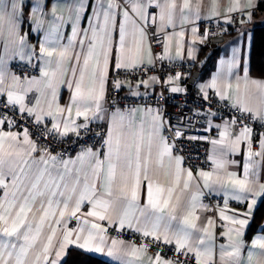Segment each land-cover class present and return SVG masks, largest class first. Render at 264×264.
Wrapping results in <instances>:
<instances>
[{
    "label": "snow or ice",
    "instance_id": "snow-or-ice-1",
    "mask_svg": "<svg viewBox=\"0 0 264 264\" xmlns=\"http://www.w3.org/2000/svg\"><path fill=\"white\" fill-rule=\"evenodd\" d=\"M257 2L0 0V264H61L70 246L105 264H264V236L245 241L264 198V80L233 47L196 85L207 111L173 125L155 93L187 91L175 69L208 41L201 23H250ZM194 117L216 135H188ZM184 139L211 145L204 167L184 166Z\"/></svg>",
    "mask_w": 264,
    "mask_h": 264
},
{
    "label": "built area",
    "instance_id": "built-area-1",
    "mask_svg": "<svg viewBox=\"0 0 264 264\" xmlns=\"http://www.w3.org/2000/svg\"><path fill=\"white\" fill-rule=\"evenodd\" d=\"M205 29H207L209 32V39L206 43L201 44L203 48H212L214 46V40H216L226 30L225 26L217 22L216 20L204 21L203 23H201L200 30L204 32ZM11 69L17 74H21L20 67L17 63L12 64ZM175 71H180L184 74L185 79L184 83L181 86H186L187 91L184 93H171L158 84V92L156 93V96L159 100V106L162 108L165 117L170 119L173 125L179 124L181 122L182 113L186 117L193 116V111L199 110L200 105H203V111L208 110V104L201 99L198 91L195 89L190 90L188 88V83L192 78L193 73L195 72L194 64L190 62H185L182 67H177ZM35 74L38 75V73ZM161 92L163 93V95H160ZM153 106H156L154 101ZM216 108L221 109L220 115L223 116L225 119H229L232 115L236 114L233 112V110L229 108H224L219 103L214 104L212 110L215 111ZM197 120H199V123H197ZM213 122H221V120L216 119ZM187 123V120L183 121V124ZM192 124L194 125L193 127L186 128V132L188 133V135H208L213 137L215 136V131L208 133L204 132V128L207 126V121L204 118L194 117L192 120ZM96 130L99 131L100 129ZM210 146L211 145L205 141H189L187 139H184L179 144V147L182 149L180 154L183 155L185 158L184 166L192 167L193 170H196V168L199 167H204ZM218 201L222 202V198L218 196H215L213 198L205 197L203 200L205 204L210 205H214ZM230 206L232 208L237 209L240 207V204L235 201H232L230 202ZM124 238L129 239L130 237L125 236ZM137 243H139V240H137Z\"/></svg>",
    "mask_w": 264,
    "mask_h": 264
},
{
    "label": "crops",
    "instance_id": "crops-1",
    "mask_svg": "<svg viewBox=\"0 0 264 264\" xmlns=\"http://www.w3.org/2000/svg\"><path fill=\"white\" fill-rule=\"evenodd\" d=\"M204 5H205L204 11H207L208 0H204ZM27 11L28 10H26V15H27ZM221 11L223 12V7L221 8ZM241 19H246V17H240L239 14L237 13V14H235L234 23L228 25V24H225L223 22V18L221 17L219 20V23L223 24L225 26L226 30L224 33H222L217 38L218 40H220L218 42V44L215 47L205 48L206 50L202 51L203 47L201 46V44L198 43L196 46V52L194 54L195 58L193 60H186V62L193 63L194 65L197 66L195 72L199 73V78L197 79V81L194 85L195 90H197L196 85L204 83V82L211 79L213 74H215L217 72L221 59L226 60L232 55L233 47L242 48V54L247 59L248 66H249V72H250V51H251V45H252L253 30L256 27L264 26V0H258L257 6L255 7V9L253 11L252 21L250 23L241 24L240 23ZM23 30L24 31L29 30L27 23H25V25L23 26ZM200 32L203 33L201 30H200ZM242 33H243V35H241ZM187 39H188V37H186V40ZM30 42L36 43L35 34L32 35ZM214 45H215V43H214ZM215 49H217L219 51V53L215 59H212L210 57H211V54L214 52ZM14 63H16V62H13L12 64H14ZM11 65H10V67H11ZM250 76L253 79L264 80L261 78L253 77L251 74H250ZM141 91H143V89H141ZM157 92H158V87L156 86L155 93H157ZM65 99H66V95H65ZM213 123H222V121L221 122H213ZM215 135H216V133H215ZM210 148H211V146H210ZM254 150H256V149L254 148ZM193 171H195V170H193ZM261 182L264 183V173H262ZM218 197H221V196H218ZM263 202H264V198H262L260 201H258L256 207L253 210L252 220L250 222L249 227L246 229V232H245V241H246L247 245H250L252 240L257 235L264 236V231H261V229L264 228V213H263L259 223L255 227H253L254 226V220L256 218V213H257L259 207L262 205ZM246 209H247L246 204H240V207L237 208V210L241 211V212L246 211ZM208 215H211V213H208ZM71 226L72 225H70V227ZM219 242H221V241H218V243ZM72 248L78 249L74 246H70L66 252V255L62 258L61 264L64 263L69 250ZM79 250H81V249H79ZM81 251L86 252L84 250H81ZM255 251L258 252L259 250L257 249ZM86 253H88V252H86ZM88 254L104 260V258L98 254H93V253H88ZM245 255H246V251H245ZM111 264H116V262H111Z\"/></svg>",
    "mask_w": 264,
    "mask_h": 264
},
{
    "label": "trees",
    "instance_id": "trees-1",
    "mask_svg": "<svg viewBox=\"0 0 264 264\" xmlns=\"http://www.w3.org/2000/svg\"><path fill=\"white\" fill-rule=\"evenodd\" d=\"M206 50L202 48V51ZM217 49L211 54L212 59L218 56ZM196 65L194 68L196 70ZM250 74L253 77L264 79V26L253 30L252 45L250 51ZM264 213V202L259 207L254 220L255 227ZM63 264H105V261L79 249H70Z\"/></svg>",
    "mask_w": 264,
    "mask_h": 264
},
{
    "label": "water",
    "instance_id": "water-1",
    "mask_svg": "<svg viewBox=\"0 0 264 264\" xmlns=\"http://www.w3.org/2000/svg\"><path fill=\"white\" fill-rule=\"evenodd\" d=\"M219 41L220 40H218V39L214 40L215 45L213 47H215L218 44ZM198 78H199V73L198 72H194L193 75H192V78L190 79V81L188 83V88L190 90L194 89V85H195V83H196Z\"/></svg>",
    "mask_w": 264,
    "mask_h": 264
}]
</instances>
